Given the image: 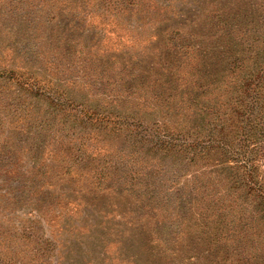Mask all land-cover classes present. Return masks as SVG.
Returning a JSON list of instances; mask_svg holds the SVG:
<instances>
[{
    "label": "trees",
    "instance_id": "obj_1",
    "mask_svg": "<svg viewBox=\"0 0 264 264\" xmlns=\"http://www.w3.org/2000/svg\"><path fill=\"white\" fill-rule=\"evenodd\" d=\"M107 1L113 8L125 3L120 11H132L126 9L132 0ZM220 1L193 28L195 33L182 26L163 33L153 56L132 63L97 55L89 46L78 60H71L85 84L104 91L108 101L101 113L82 100L71 101L56 87L48 98L31 78L0 72V85L11 87L14 94L4 109L16 106L26 94L51 104V162L59 166L57 174L68 175L75 164L100 195L111 193L114 185L108 175L117 169L121 184L151 189L154 196L149 198H167L160 206L168 198H183L185 212L166 219L171 226L179 225V231L166 240L146 232L144 254L134 253L133 264H140L142 257L143 264H264V182L257 179L264 158V21H257L263 19L259 15L247 22L246 0ZM257 5L253 3L254 11ZM112 11L118 17L119 11ZM204 27L207 31L200 29ZM25 123L17 130H27ZM93 143L103 154L97 167L85 170L94 163L89 159ZM10 147L0 153L1 166L16 167L21 160ZM38 155L32 154L28 172L47 168ZM10 170L3 180L17 179L18 173ZM118 189L119 194L129 192L126 186ZM213 198L243 199L229 205L235 214L225 221L224 212L216 213L221 209L218 204L214 208ZM148 204L140 205L141 220L131 224L140 225L139 233L147 217L155 228L164 229L163 219L142 211ZM35 261H42L41 256Z\"/></svg>",
    "mask_w": 264,
    "mask_h": 264
},
{
    "label": "rangeland",
    "instance_id": "obj_2",
    "mask_svg": "<svg viewBox=\"0 0 264 264\" xmlns=\"http://www.w3.org/2000/svg\"><path fill=\"white\" fill-rule=\"evenodd\" d=\"M101 2L0 0V72L12 70L23 78H31L48 98L56 87L71 101L82 100L101 113L108 101L104 91L85 84L80 69L71 60H78L89 46L97 55L122 61L131 59L132 63L153 56V46L161 43L163 33L180 30V26L193 30L222 3L220 0H132L133 5L126 8L132 11L125 13L120 11L125 3L119 7L115 4L113 8L107 0ZM254 2L258 4L256 11ZM112 10L119 11L118 17L117 11ZM244 15L247 22L255 21L259 15L263 19L257 21H264V0H246ZM167 18L172 20L164 22ZM200 29L207 31L206 27ZM13 96L11 87L0 85V153L13 145L21 159L16 167L0 165V252L3 254L0 253V262L19 264L16 263L19 259L20 264H133L134 253L144 254L146 232L163 235L162 239L166 240L172 232L179 231V225L171 226L166 219L174 220L185 212L183 198H168L171 201L160 206L167 198L157 195L149 198L154 196L149 193L151 189L145 191L139 185L121 184L117 169L108 175V183L114 185L111 193L100 195L95 184L88 182L90 177L75 164L69 167L68 175L57 174L59 166L51 162V142L55 141L51 136V104L26 94L16 106L12 104L11 109H4L6 104H11ZM23 122L29 128L17 130L23 127ZM95 145L91 144L94 151L89 158L94 163L85 170L97 167V158L103 154L102 147L96 149ZM34 152H39L38 158L45 161L47 168L28 172ZM6 169L18 173L15 181L3 180ZM186 177L187 174L177 180L178 186L183 185ZM257 179L264 182V158L258 163ZM125 186L129 192L119 194L118 187ZM241 199L213 198L214 208L218 204L221 209L216 213L224 212L223 220L227 221L235 214L229 212V205ZM221 202L226 203L220 206ZM146 203H150L148 208L163 207V210L143 207L142 211H151L148 215L163 219L164 229L155 228L154 220L147 217L142 220V225H146L140 229L145 236H140L142 233L137 230L140 225L131 224L141 220L139 207ZM151 247L156 251L155 244ZM40 256L42 261H35ZM144 260L142 257L140 264Z\"/></svg>",
    "mask_w": 264,
    "mask_h": 264
}]
</instances>
